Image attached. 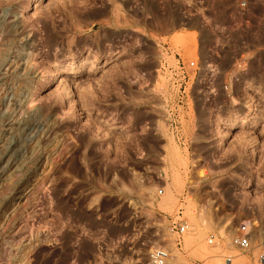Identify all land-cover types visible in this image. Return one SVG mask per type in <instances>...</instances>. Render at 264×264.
<instances>
[{"label":"rangeland","instance_id":"rangeland-1","mask_svg":"<svg viewBox=\"0 0 264 264\" xmlns=\"http://www.w3.org/2000/svg\"><path fill=\"white\" fill-rule=\"evenodd\" d=\"M249 1L0 0V264H147L157 247L264 264V0ZM178 58L197 68L169 113Z\"/></svg>","mask_w":264,"mask_h":264},{"label":"built area","instance_id":"built-area-1","mask_svg":"<svg viewBox=\"0 0 264 264\" xmlns=\"http://www.w3.org/2000/svg\"><path fill=\"white\" fill-rule=\"evenodd\" d=\"M235 6L237 8V12L239 14H244V12L249 11L250 9V1L249 0H236ZM246 23L245 26H247ZM197 64L194 61H191L187 64H184L183 61L178 58L176 63V68H169L171 74L169 75V79L174 81L175 83H180L186 81L188 79V70H196ZM177 81V82H176ZM180 81V82H179ZM186 95L185 88L181 91V83L179 84L178 93L176 92V101L177 104L173 108H170L167 105V111L170 112H178L180 109H183L184 102L183 98ZM171 115V114H170ZM165 127L167 132L171 135L173 140L179 144H185L187 142L186 138L183 137L182 134V124L178 122L175 117L167 120L165 123ZM163 194V190L160 189L157 191V195L161 196ZM178 213L177 217L179 218ZM248 224L241 223L237 229V231L230 237V244L238 249L245 250L248 249L251 242V233L248 231ZM187 224L181 219H175L170 222L169 230L172 233L177 234V238L175 239L176 247H179L181 244V236L186 232ZM209 244L215 243V237L209 236L208 238ZM261 261L264 263V255H261ZM170 260V251L165 247H157L153 248L148 253V262L147 264H169ZM226 262H230V259H226Z\"/></svg>","mask_w":264,"mask_h":264},{"label":"bare ground","instance_id":"bare-ground-1","mask_svg":"<svg viewBox=\"0 0 264 264\" xmlns=\"http://www.w3.org/2000/svg\"><path fill=\"white\" fill-rule=\"evenodd\" d=\"M126 24H128V23L126 22ZM12 28H13V27H12ZM12 31H13V30H12ZM110 55H111V53H110L108 56H107V55H106V56L109 58ZM106 59H107V58H106ZM107 60H108V59H107ZM57 74H58V73L54 71L53 74H52V76L54 77V76H56ZM68 92H71V89H70ZM60 98H61V101H63V100H64V95L61 94V95H60ZM65 102H66V100H65ZM236 120H237L236 118H235V119H234V118L231 119L229 122H227V125H228V126L232 125L234 122H236ZM238 120H239V119H238ZM238 120H237V121H238ZM243 122H244V120H243ZM227 125H226V126H227ZM18 143L21 144L20 142H18ZM15 144H16V142H15ZM13 145H14V144H13ZM15 147L17 148V144H16ZM20 149H21V148H20ZM17 150H19V149L17 148ZM8 151H9V150H8ZM9 152H11V151H9ZM17 153H18V151H17ZM17 153H16V154H17ZM19 153H20V152H19ZM18 156H19V154H18ZM6 157H7V156H6ZM8 157H9V156H8ZM14 158H15V157H14ZM13 160H14V159H12V161H13ZM12 164H13V162H12ZM10 165H11V164H10ZM12 168H14V167H12ZM6 169H7V168H6ZM9 169H10V167H9ZM18 183H19V181H18ZM18 183H17V184H18ZM22 187H23V186H22ZM18 189H19V188H18ZM23 189H24V188H23ZM23 189L20 188V189H19V190H20L19 192H22ZM17 193H18V192H17ZM188 240H189V239H188ZM197 240H198V239H197Z\"/></svg>","mask_w":264,"mask_h":264}]
</instances>
